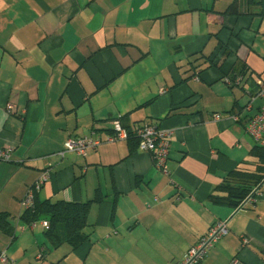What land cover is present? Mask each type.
<instances>
[{
    "label": "crops",
    "instance_id": "obj_1",
    "mask_svg": "<svg viewBox=\"0 0 264 264\" xmlns=\"http://www.w3.org/2000/svg\"><path fill=\"white\" fill-rule=\"evenodd\" d=\"M259 82L264 0H0L5 264H171L220 220L228 234L204 264H264V183L252 208L209 200L228 173L254 168L245 125L264 103ZM119 117L171 130L168 175L128 140L60 156ZM44 171L36 200L90 204L74 251L20 219Z\"/></svg>",
    "mask_w": 264,
    "mask_h": 264
},
{
    "label": "built area",
    "instance_id": "obj_2",
    "mask_svg": "<svg viewBox=\"0 0 264 264\" xmlns=\"http://www.w3.org/2000/svg\"><path fill=\"white\" fill-rule=\"evenodd\" d=\"M254 97H260L264 101V84L261 82H259V89ZM7 109L9 112H13V106L8 105ZM213 119L218 121L220 120V116L215 115ZM245 130L255 144L264 147V103L259 107L257 114L247 121ZM129 132L130 134L128 133V130L122 127L119 118H117L112 122L110 133L106 134L102 139L79 137L66 140L60 156H63L65 153H73L85 157L89 150L95 149L103 143L127 141L129 138L133 137L137 141L138 150L148 153L151 156L155 168L163 174L168 175L166 163L168 161L170 138L172 136L171 130L161 129L153 125H133L129 128ZM8 155L9 150H0V161L8 160ZM48 178L49 171L42 172L37 180L27 189L21 200L23 211L32 210L35 207V193L47 182ZM259 196L260 193L254 189L235 210L240 211L253 206L256 204ZM34 223H31V225ZM41 225L45 230L48 229L47 221H41ZM227 234V221L220 220L215 222L198 240L197 244L186 252L180 261L171 264H203L202 262L207 251ZM242 243L245 246L248 241L243 238ZM7 261L6 256L0 254V262L5 264ZM229 264L244 263L237 258H233Z\"/></svg>",
    "mask_w": 264,
    "mask_h": 264
},
{
    "label": "trees",
    "instance_id": "obj_3",
    "mask_svg": "<svg viewBox=\"0 0 264 264\" xmlns=\"http://www.w3.org/2000/svg\"><path fill=\"white\" fill-rule=\"evenodd\" d=\"M195 77L198 78L197 73ZM119 120L122 127L128 130L130 134V127L124 124V118L119 117ZM128 141L135 143L137 147L135 138L131 137ZM250 155L256 159L254 168L252 170L238 169L228 173L221 184L209 195L210 201L236 209L254 189L259 192L261 185L264 183V147L255 144ZM254 206L255 204L248 208ZM89 207V203H68L64 201L50 203L49 201L39 202L35 199V207L32 210L24 211L20 219L26 224L43 220L47 221L48 229L45 230L47 243H50L55 248L67 245L70 250L74 251L89 239L90 234L88 231L86 232Z\"/></svg>",
    "mask_w": 264,
    "mask_h": 264
},
{
    "label": "rangeland",
    "instance_id": "obj_4",
    "mask_svg": "<svg viewBox=\"0 0 264 264\" xmlns=\"http://www.w3.org/2000/svg\"><path fill=\"white\" fill-rule=\"evenodd\" d=\"M263 102H264V101H263ZM261 104H262V102L260 101V99L256 100V102H255V106H260ZM88 228H89V227L86 228V232L88 231Z\"/></svg>",
    "mask_w": 264,
    "mask_h": 264
}]
</instances>
